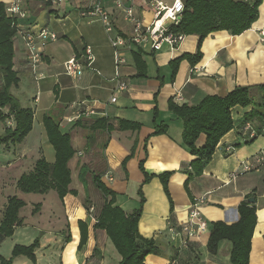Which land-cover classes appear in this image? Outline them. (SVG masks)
I'll return each mask as SVG.
<instances>
[{"label": "crops", "instance_id": "obj_1", "mask_svg": "<svg viewBox=\"0 0 264 264\" xmlns=\"http://www.w3.org/2000/svg\"><path fill=\"white\" fill-rule=\"evenodd\" d=\"M114 1L106 0V8L112 15L114 35H119L126 43L120 48L124 63L119 74L120 80L127 83L128 90L122 93L115 91L117 80L114 49L100 21L83 18L77 0H68L60 6L23 0L24 10L28 14L27 19L18 21L14 69L19 77L29 76L35 80L26 64L23 35L45 29L57 34L58 40L49 43L43 50L38 72L42 77L40 81L46 80L50 73H54L57 78L53 89V106L56 113L63 115L59 119L60 129L71 136L72 147L77 153L69 164L72 193L64 200H60L56 192V195H50L51 192L47 195L31 193L39 196V202L35 205L40 204V209L37 215H31V218H38L37 221L23 219L22 209L20 217L24 221L23 225L15 229L12 237L0 243V249L9 240H13L11 255L6 258L10 259L16 246H30L38 240L36 263L20 256L13 264H40L39 255L43 250L46 253L53 252V255L59 253L60 264H119L120 255L106 232L94 228L104 198L93 184L91 175H88L85 184L81 182L80 167L86 165L92 172L104 174L103 182L116 193V205L126 213L138 209L143 197L139 232L143 238L153 240L160 250L158 255L147 256L144 264H231V242L222 241L216 254L208 250L212 225L217 222L227 225L237 223L239 207L245 202L249 203L250 199L255 200L251 205H255L257 210V223L251 238L250 264H264V160H261L264 136L251 139L245 131V116L254 106L237 107L232 111L234 129L222 139L204 173L187 185L190 163L195 157L184 145L183 122L169 110L170 101L177 105L198 106L206 97L223 98L238 87L252 88L255 107L264 102V93L255 88L264 84V0L259 8V19L252 29L240 36L228 32L210 35L202 42L200 62L193 65L188 60L181 61L174 78L172 62L184 55H196L199 37L186 36L175 49L165 45L160 51H152L150 44L133 40L134 25L123 10L116 8ZM122 1L126 7L133 8L135 17H138L143 27H147L154 21V1L171 6L175 0ZM182 1L186 3L188 0ZM0 2L8 6L13 0ZM29 16L34 19V23L31 20L27 22ZM86 47H91L93 51L94 70L85 68L82 78L74 80L65 74L64 64L72 57L81 58ZM61 49L68 50V54L56 64V52ZM137 57L144 63L145 69L138 67ZM140 74L146 77H138ZM114 96L117 97L115 104L110 102ZM40 102L37 96L35 104ZM82 102L95 108L97 115L82 120L76 126L68 125L66 119L71 117V106ZM102 119L107 120L115 129L111 134L105 132L107 144L101 152L100 160L97 153L99 149L96 152L93 150L99 147L100 134L94 135L90 127ZM119 120L140 124L142 129L139 132L118 131L116 122ZM161 125L168 128L167 133L154 136L156 127ZM255 126L257 124H253L256 129ZM26 140L18 146H2L8 155L5 161L0 160V170L3 172V177L0 176L3 212L10 197L17 196L24 200L18 193V181L24 174L31 172L40 159V148L28 146ZM205 142L206 136L203 135L197 145L202 147ZM134 145L135 153L129 158ZM8 148L13 149V159L9 156L12 151ZM127 158L129 160L124 168L123 162ZM141 163L144 172L140 169ZM131 166H137L139 174L136 177V188L130 191ZM167 172L173 173L169 181L172 204L158 178ZM145 175L150 178L147 183ZM8 191L12 194H3ZM196 207L201 212L206 228L188 237L180 228L189 222L190 214ZM46 212H49V217L43 219ZM81 224L86 226L87 242L80 250ZM172 228H175V233H172ZM29 229L37 234L31 235ZM14 238L17 240L14 241ZM23 241H30L31 244ZM0 257L5 258L1 253Z\"/></svg>", "mask_w": 264, "mask_h": 264}, {"label": "trees", "instance_id": "obj_2", "mask_svg": "<svg viewBox=\"0 0 264 264\" xmlns=\"http://www.w3.org/2000/svg\"><path fill=\"white\" fill-rule=\"evenodd\" d=\"M50 6L48 0H26ZM262 0H188L185 3V11L182 19L176 26H171L174 33L185 36L199 37L198 51L196 55H184L172 62L173 78L183 60H188L196 65L202 59L201 48L206 38L218 32H228L233 36H240L252 29L259 19V8ZM18 18H11L6 12V5L0 2V124L6 125L12 122V127L5 129V135L0 136V146L22 144L33 131L35 123V110L32 107H23L19 99L12 93L13 89L20 86V77L14 69L15 47L14 42L19 32ZM138 67L145 69L144 63L138 58ZM138 77H146L140 74ZM264 93V84L255 87ZM252 88L238 87L226 97L209 96L198 106L187 104L177 105L173 101L169 103V110L181 120L184 125L183 142L191 155L195 157L190 163L191 171L186 185L195 177L204 173V169L211 162L222 139L234 129L232 111L237 108L254 106L253 110L245 116V123L257 124L256 129L261 133L264 127V102L255 107L251 93ZM157 116V113H156ZM43 124L49 144L55 152V161L50 163L45 157L40 158L27 174L18 181L17 188L23 194L47 195L56 192L60 200L71 194L72 172L69 167L71 160L76 155L72 147L71 136L64 134L60 129V121L53 116H44ZM79 124V123H78ZM118 131L139 132L140 124L119 120L116 122ZM91 132L111 134L114 131L107 120H97L91 127ZM166 126H157L153 135L166 134ZM91 134L92 136H94ZM206 136L204 146L199 147L197 142L201 136ZM105 143L103 148H105ZM135 153V145L132 148L131 158ZM127 158L123 162L126 168ZM143 171V164H140ZM144 172V171H143ZM88 175L101 192L104 203L96 216L94 228L104 230L113 243L118 255L119 264H144L147 256L158 255L159 248L153 240L145 239L139 232V222L143 214L144 199L140 206L132 213H126L116 205V193L103 182V173L92 172L88 166L80 167V180L86 183ZM173 173L167 172L160 175L162 186L168 200L172 204L169 192V181ZM150 178L145 175V183ZM26 202L17 196L10 197L0 221V243L14 235L15 229L23 225L20 212L26 207ZM40 204L34 209L38 212ZM173 210V208H172ZM239 221L233 225L217 222L212 225L208 250L211 254L218 253L219 245L227 240L232 243L231 264H250V252L252 239L257 223V210L255 205L243 203L239 209ZM82 239L80 250L86 245V226L81 224ZM39 247L36 240L30 246H16L10 259L0 257V264H13L20 256H25L36 263L35 252Z\"/></svg>", "mask_w": 264, "mask_h": 264}, {"label": "built area", "instance_id": "obj_3", "mask_svg": "<svg viewBox=\"0 0 264 264\" xmlns=\"http://www.w3.org/2000/svg\"><path fill=\"white\" fill-rule=\"evenodd\" d=\"M68 0H48L51 6H60ZM78 10L80 15L89 20L100 21L108 36L110 37L111 45L114 49L115 55V69H116V92L122 93L128 90L126 82L120 80L119 70L124 60L121 55V47L126 45L125 41L119 36L114 35L115 27L112 15L107 11L106 0H77ZM134 0H129L133 3ZM247 2L249 0H241ZM114 4L117 9L123 10L128 20L134 25L135 38L137 43H148L151 45L152 51H160L163 46H168L175 49L183 43L186 36L180 33H174L171 26H176L182 19L185 11V3L182 0H175L170 6L160 1H154V21L147 27H143L142 23L136 18L132 7H126L122 0H115ZM6 12L11 18L27 19V11L24 10L23 0H13V2L6 6ZM25 43L26 61L32 73L35 76V81H39L40 73L38 68L43 60V50L49 43L58 40L57 34L48 30H41L37 33L28 32L23 35ZM94 55L91 47H86L81 58L72 57L64 64V71L67 76L74 80H80L84 74L85 68L94 70ZM111 103L117 102V97L114 96ZM71 117L66 119V123L71 126H76L84 119H92L97 115L96 109L87 105L85 102L74 103L71 108ZM245 131L251 139L259 136H264V127L259 133L251 123L245 125ZM261 160H264V153ZM93 211V209L91 210ZM201 212L196 207L190 214V220L185 225L181 226V232L189 236H193L198 231L205 230L206 223L201 218ZM96 221V219H95ZM175 233V228L171 229Z\"/></svg>", "mask_w": 264, "mask_h": 264}, {"label": "rangeland", "instance_id": "obj_4", "mask_svg": "<svg viewBox=\"0 0 264 264\" xmlns=\"http://www.w3.org/2000/svg\"><path fill=\"white\" fill-rule=\"evenodd\" d=\"M22 20V19H19ZM31 20L32 23H34V19H31V17H28V21ZM53 28V27H52ZM57 55V59H55L56 64H59V62L62 60V58L68 54V50L66 49H61V51L56 52ZM53 63V65H54ZM59 72L61 73V69L58 68ZM58 73V71H57ZM54 73L53 74H49L46 76V80H39V81H35L33 78H29V76H20L21 77V84H20V89L16 90L13 89L12 93L20 100V103L23 107H32L35 110V124H34V129L31 132V134L29 135V137L27 138L25 144L27 143L28 146H35L37 148H40V158L45 157L46 160L50 163H53L55 161V152L54 149L52 148V146L49 144L48 138H47V134L44 128V124H43V120L44 116L50 115L53 116L55 119L57 120H61L63 115H60L58 113H56V108L53 106V104L55 103V95L53 92L54 89V84L57 82V78L54 77ZM66 80H69L68 78H64ZM39 97V99L41 100V102L36 105L35 104V98ZM53 110V111H50ZM63 112V110H60ZM64 114V112L62 113ZM59 120V121H60ZM13 123L12 122H8L6 125L4 124H0V136L5 135V129L8 127H12ZM99 135V147L94 148L93 150L96 152L97 148L99 149L97 152L99 155V158L101 160L102 158V151H103V145L106 143L107 140V135L105 133H101V132H96L94 133V135ZM85 134H83L82 138L84 137ZM81 138V137H80ZM24 144V145H25ZM14 146H18V145H14ZM17 148V147H16ZM3 147L0 146V160L1 161H5V158L8 157L7 154H5V151L2 150ZM8 150L12 151L13 149L8 148ZM5 155V156H4ZM7 155V156H6ZM10 158L13 159V151L11 154H9ZM0 161V162H1ZM2 163V162H1ZM132 174V179H131V184L129 187V190L131 191L133 188L135 189L136 187V177L139 174L138 168L136 166V168H133L131 166V172ZM3 175V172L0 170V176ZM3 177V176H2ZM20 195H22V197H24V201L27 203L26 207L22 210L21 215L23 217V219L26 220H31L33 219L34 221H37L38 218L34 217L31 218L32 216L37 215L38 212H35V214L33 215L32 212L34 213V209L36 207L35 204H37L39 202V196H35L32 195L31 196H25L22 193L18 192ZM6 196H8L10 193V191H8V193H3ZM50 195H56L55 192H51ZM52 197V196H50ZM4 197L2 196V194L0 195V218L3 211H2V201H3ZM50 199V198H49ZM99 212V211H98ZM49 217V212H46L43 215V219H47ZM47 223V222H46ZM57 227V226H56ZM31 235L37 234L36 231L29 229L28 230ZM38 236V235H37ZM61 236V235H60ZM63 237V236H62ZM17 240V238H14V241ZM26 242L25 244H31L29 243L30 241H23ZM12 244H14L13 240H9V242H7V244H5L4 246L1 247L0 249V253L4 255L5 259L9 258L11 255L10 252V247L12 246ZM27 246V245H26ZM44 255L45 258H44ZM40 264H60V257H59V253L58 255H53V252H47L46 251H41L40 252ZM28 261V260H26ZM29 264H32L30 262H28Z\"/></svg>", "mask_w": 264, "mask_h": 264}, {"label": "water", "instance_id": "obj_5", "mask_svg": "<svg viewBox=\"0 0 264 264\" xmlns=\"http://www.w3.org/2000/svg\"><path fill=\"white\" fill-rule=\"evenodd\" d=\"M248 202H249L250 204H254V203H255V200H254V199H250Z\"/></svg>", "mask_w": 264, "mask_h": 264}]
</instances>
